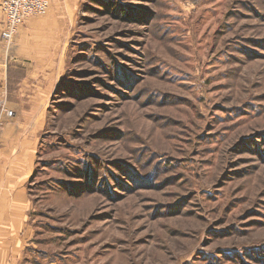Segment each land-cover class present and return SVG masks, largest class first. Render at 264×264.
Returning a JSON list of instances; mask_svg holds the SVG:
<instances>
[{"label": "rangeland", "instance_id": "1", "mask_svg": "<svg viewBox=\"0 0 264 264\" xmlns=\"http://www.w3.org/2000/svg\"><path fill=\"white\" fill-rule=\"evenodd\" d=\"M54 8L25 264H264V0Z\"/></svg>", "mask_w": 264, "mask_h": 264}, {"label": "crops", "instance_id": "2", "mask_svg": "<svg viewBox=\"0 0 264 264\" xmlns=\"http://www.w3.org/2000/svg\"><path fill=\"white\" fill-rule=\"evenodd\" d=\"M2 2L0 120L3 104L15 107L17 116L0 127V264H25L34 236L29 182L61 70L62 22L55 8L44 17L30 19L9 48L1 39ZM155 264L164 263L158 259Z\"/></svg>", "mask_w": 264, "mask_h": 264}, {"label": "built area", "instance_id": "3", "mask_svg": "<svg viewBox=\"0 0 264 264\" xmlns=\"http://www.w3.org/2000/svg\"><path fill=\"white\" fill-rule=\"evenodd\" d=\"M55 2L56 0H3L1 8L5 22L1 37L5 45L10 48L20 28L31 18L46 15ZM2 112L0 127L6 120H13L17 116L16 108L8 104H3Z\"/></svg>", "mask_w": 264, "mask_h": 264}, {"label": "trees", "instance_id": "4", "mask_svg": "<svg viewBox=\"0 0 264 264\" xmlns=\"http://www.w3.org/2000/svg\"><path fill=\"white\" fill-rule=\"evenodd\" d=\"M29 191H30V187H29ZM30 193H31V191H30Z\"/></svg>", "mask_w": 264, "mask_h": 264}]
</instances>
